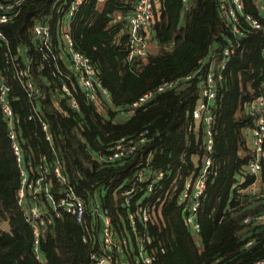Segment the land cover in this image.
<instances>
[{
	"label": "trees",
	"instance_id": "obj_1",
	"mask_svg": "<svg viewBox=\"0 0 264 264\" xmlns=\"http://www.w3.org/2000/svg\"><path fill=\"white\" fill-rule=\"evenodd\" d=\"M136 1L108 0L99 6L97 0H85L72 17L74 48L92 62L108 94V100L100 97L88 103L76 89L73 94L79 112H72L65 101L59 109L54 106V83L61 81L57 72L76 81L67 70L68 58L44 59L34 35L36 25L49 22L53 43L60 49L61 38L55 31L64 24L68 3L28 0L13 20L0 26L6 39H0V76L10 87V103L20 119V137L31 146L36 161L41 153L47 155L51 166L56 157L62 160L68 184L85 200L95 196L109 209L115 226L120 220L125 222L128 209L121 194L133 182L138 184L139 171L145 177L142 182L138 179L142 188L149 176L154 178L162 172L158 193L162 201L150 213L146 228L151 238L148 254L156 257L155 264H255L264 259V231L254 223H244L243 217L262 215L264 200L255 196L244 202L239 191L255 181L264 189L263 160L258 178L244 174L252 158L245 135L251 119L244 109L253 98L264 95V30L247 28L242 37H232L218 8L219 0H188L183 18L182 0H153L149 51L146 57L129 61L128 18ZM257 3L243 0L244 12L257 17L264 27ZM227 47H235V51L222 72L224 82L214 101L213 164L197 210V236L185 226L177 200L185 180L197 176L204 153L193 141L190 148L184 145L185 131L207 68L202 62L211 53L220 60ZM19 50L32 60L30 77L40 91L34 121H27L31 109L15 77L14 66L25 65ZM199 69L190 81L155 94L134 115L125 117V110L143 94L164 81L187 77ZM70 79L62 77L69 86ZM40 120L49 127L57 155L45 141ZM145 130L147 140L137 145L134 154L114 162L107 160L116 141L135 138ZM52 180V192L57 195L59 183L54 177ZM18 187V170L0 112V264H92V246L82 241L84 228L65 214L54 218L40 234L43 261L36 260L33 231L16 200ZM137 191L131 209L136 200L143 199L142 192ZM41 205L50 213V208ZM249 240L252 244L246 246Z\"/></svg>",
	"mask_w": 264,
	"mask_h": 264
},
{
	"label": "built area",
	"instance_id": "obj_2",
	"mask_svg": "<svg viewBox=\"0 0 264 264\" xmlns=\"http://www.w3.org/2000/svg\"><path fill=\"white\" fill-rule=\"evenodd\" d=\"M28 0H10L9 2L0 1V26L13 20L23 4ZM68 5L65 10V20L62 27L55 31L61 38V47L57 49L52 40V30L50 23H41L35 26L34 35L39 43L40 52L46 60L55 61L57 56L63 60L66 56L69 60L67 70L72 73L76 84L69 78V75L62 76L59 73L58 83H54L53 99L54 106L61 108L65 101L66 106L72 112H79L80 106L77 97L73 94L76 89L84 100L88 103H94L100 97L108 100V94L100 85L96 74V68L92 62L74 48L71 33L70 22L79 7L85 0H65ZM108 0H97L100 6ZM188 0H182V18L183 11L186 9ZM218 8L223 15V19L229 26L232 37L240 38L244 35L247 28L253 30H264L259 19L249 13L244 12L243 0H219ZM257 11L264 17V0H258ZM153 25V0H137L133 7V14L128 18L129 29V54L128 60L144 58L152 42L149 39V30ZM0 39L6 41L1 32ZM235 47L225 48L222 51V57L217 60L214 53L208 54L203 60L206 72L200 82L199 97L197 103L189 116V122L185 131L186 137L184 145L191 147L192 141L199 144L203 150V156L198 162L199 171L195 178L186 179L185 187L178 196V205L183 209V221L187 229L194 235L199 234L200 226L196 221L197 210L200 206L202 196L206 189L209 169L213 164V109L214 101L219 88L224 79L222 72L230 55L234 53ZM237 48V47H236ZM25 65L22 68H15V77L20 86L25 91L31 114L27 121H34L38 113L36 103L40 91L34 85L30 74V65L32 60L25 56V51L21 52ZM56 53V54H55ZM264 53V49H263ZM10 62L12 59L7 58ZM40 66H43L40 64ZM194 73L184 78H173L162 82L151 91L143 94L132 103L124 113L125 117L134 115L135 111L143 104L153 98L155 94L163 93L179 86L181 83L190 81L198 73ZM56 78L57 75H54ZM62 77L70 79V85L62 81ZM10 87L6 85L0 76V112L7 125V139L10 144L12 154L19 175V187L16 192V200L21 208L26 222L31 226L34 236L33 253L37 261L42 262L43 258L39 253V236L44 228L50 225L54 218H59L65 214L74 218L77 225L84 228L85 235L82 241L92 246L90 259L92 264H155L156 257L148 254V248L151 244V238L146 233L147 224L150 219V213L154 207L161 203L159 196L161 189L160 181L164 179V174L159 172L156 177L147 179L145 188L140 186L138 179L143 180L142 171H139L137 183L133 182L130 187L122 192L123 206L126 207L125 222L120 220V224L114 225L111 213L108 208L101 206L95 196L92 199L85 200L77 194L71 184H68L63 175L64 163L58 157L55 158V164L50 165V159L45 153L39 155L35 160L34 151L30 145L24 143L20 137V119L15 116L14 109L10 103ZM245 114L251 119V124L246 128L245 135L248 146L252 152V158L244 167V174L258 178L262 170V155L264 152V95H258L248 102L244 109ZM41 128L44 132L45 141L51 148L50 151L57 155V150L53 142L52 134L46 123L40 120ZM148 131L140 132L135 138H121L116 141L111 152L107 155L109 162H114L121 158H126L135 153L138 144L147 140ZM51 169L53 176H51ZM59 183L57 195L53 194V180ZM142 182V181H141ZM146 183V182H145ZM139 189L142 192V200H136L135 206L131 209L132 202L135 199ZM240 199H256L255 196L264 200L263 185L253 182L244 190H240ZM42 203L50 208L48 213L42 207ZM243 222L254 223L261 227L264 226V213L260 216L251 217L246 215ZM249 240L245 244L251 245ZM255 264H264V259Z\"/></svg>",
	"mask_w": 264,
	"mask_h": 264
},
{
	"label": "rangeland",
	"instance_id": "obj_3",
	"mask_svg": "<svg viewBox=\"0 0 264 264\" xmlns=\"http://www.w3.org/2000/svg\"><path fill=\"white\" fill-rule=\"evenodd\" d=\"M128 54H129V52H128ZM127 57H128V55H127ZM260 231H264V226L261 227ZM261 261H262V260H261ZM258 262H260V261H258ZM256 263H257V262H256Z\"/></svg>",
	"mask_w": 264,
	"mask_h": 264
},
{
	"label": "water",
	"instance_id": "obj_4",
	"mask_svg": "<svg viewBox=\"0 0 264 264\" xmlns=\"http://www.w3.org/2000/svg\"><path fill=\"white\" fill-rule=\"evenodd\" d=\"M262 160L264 162V152H263V155H262ZM246 201H247V199L244 200V202H246Z\"/></svg>",
	"mask_w": 264,
	"mask_h": 264
}]
</instances>
